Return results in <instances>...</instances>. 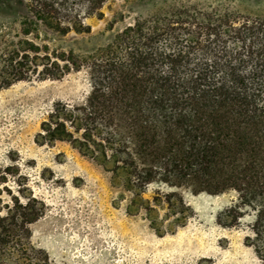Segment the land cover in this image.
Returning a JSON list of instances; mask_svg holds the SVG:
<instances>
[{
	"label": "trees",
	"instance_id": "obj_1",
	"mask_svg": "<svg viewBox=\"0 0 264 264\" xmlns=\"http://www.w3.org/2000/svg\"><path fill=\"white\" fill-rule=\"evenodd\" d=\"M106 1L0 0L20 9L19 31L0 41V92L84 68L87 95L54 102L38 142H65L93 160L121 190L126 213L144 216L158 235L193 216L184 191L234 193L219 221L232 227L250 216L246 242L264 260V18L236 21L224 5L179 3L85 56L37 42L48 40L42 30L90 33L85 20L102 18ZM10 173L0 165V264H50L31 241L45 203L21 187L15 195Z\"/></svg>",
	"mask_w": 264,
	"mask_h": 264
},
{
	"label": "rangeland",
	"instance_id": "obj_2",
	"mask_svg": "<svg viewBox=\"0 0 264 264\" xmlns=\"http://www.w3.org/2000/svg\"><path fill=\"white\" fill-rule=\"evenodd\" d=\"M179 3L224 5L235 11L236 21L264 18V0H107L102 18H86L90 33L60 36L42 30L48 40L43 36L37 42L85 56L135 20L169 11ZM19 10L17 5L0 7V41L19 31L13 21ZM89 88L83 68L61 79L20 81L0 92V165L11 168L5 185L15 195H21V187L24 194L45 203V213L31 225V241L49 256L50 264H264L246 242L250 216L232 227L219 221L233 203L234 193L184 191L193 216L175 232L158 235L144 216L126 213V203L118 198L121 190L112 186L110 174L93 160L65 142H38L41 122L53 103H78ZM153 191L151 186L144 197L151 198ZM1 197L7 202L10 198L5 190Z\"/></svg>",
	"mask_w": 264,
	"mask_h": 264
}]
</instances>
